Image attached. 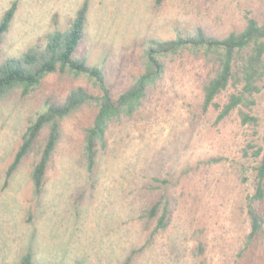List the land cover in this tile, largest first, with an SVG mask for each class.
<instances>
[{
  "label": "rangeland",
  "instance_id": "obj_1",
  "mask_svg": "<svg viewBox=\"0 0 264 264\" xmlns=\"http://www.w3.org/2000/svg\"><path fill=\"white\" fill-rule=\"evenodd\" d=\"M12 1L0 0V17ZM17 1L1 46L4 57L44 46L49 32L70 25L83 0ZM246 12L264 24V0H164L158 7L154 0H88L77 55L104 69L116 98L131 75L144 71L150 38L185 36L197 27L224 37L244 28ZM206 53L192 46L156 53L162 72L131 115L120 112L109 120L91 179L84 146L98 104L94 99L63 117L37 200H31V170L47 127L4 184L26 126L48 97L62 100L77 87L95 96L100 91L87 75L55 70L28 92L18 86L0 98V264H17L30 238L37 264H119L155 224L143 227L138 217L162 191L146 189L152 176L169 181V223L132 264H264V222L249 236L246 213L254 162L243 149L254 128L241 124L237 110L218 118L214 107L203 108V83L214 73ZM232 91L228 86L216 101L224 103ZM252 109L262 118L264 90ZM253 205L264 216V199ZM76 211L84 215L80 222Z\"/></svg>",
  "mask_w": 264,
  "mask_h": 264
},
{
  "label": "trees",
  "instance_id": "obj_2",
  "mask_svg": "<svg viewBox=\"0 0 264 264\" xmlns=\"http://www.w3.org/2000/svg\"><path fill=\"white\" fill-rule=\"evenodd\" d=\"M163 1L154 0V4L158 7ZM17 4L18 1L13 0L0 17V98L7 96L18 86L23 87V93L28 92L45 74L55 70H69L87 75L93 80L100 94L95 96L85 88L77 87L70 90L62 100L53 96L48 97L42 110L26 126L21 143L6 169L4 184L8 183L12 173L32 149L41 130L47 127V134L40 144L37 159L31 170V200L40 198L59 143L60 120L82 104L95 99L98 109L92 126L87 131L84 146L85 172L91 179L97 152L106 146L105 133L109 120L120 112L131 115L144 98L147 85L162 72L163 66L156 53L174 52L192 46L203 48L207 52L206 60L214 66V73L203 83V108L214 107L218 110V118L237 110L241 124L254 128L253 138L243 149V155L254 162L253 190L248 196L246 213L250 221L249 236H254L261 230L264 216L253 202L264 199V114L260 118L252 108L264 90V24L246 12L244 28L240 31H230L224 37L210 35L199 27L185 36L177 35L166 39L152 37L146 51L144 71L131 75L127 88L114 98L104 69L97 64L89 63L84 55H77L85 35L88 0L82 1L67 28H57L46 35L44 46H32L19 56L4 57L1 55V46L16 13ZM230 85L233 86V91L228 94L227 100L224 103L216 101L217 96ZM150 179L146 189L150 192L159 189L162 191L158 197L144 204L138 217L143 221V227H148L153 220L155 224L146 241L140 246H132L119 264H132L134 258L152 241L153 235L169 223V207L173 198L166 192L169 181L159 176H152ZM85 191L86 188L77 195L78 200L83 198ZM76 214V219L79 218L80 222L84 215L81 211H76ZM33 218L30 207L27 210V221L30 223ZM30 239L20 253L17 264H37ZM200 250H203L202 245Z\"/></svg>",
  "mask_w": 264,
  "mask_h": 264
}]
</instances>
